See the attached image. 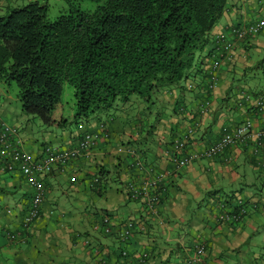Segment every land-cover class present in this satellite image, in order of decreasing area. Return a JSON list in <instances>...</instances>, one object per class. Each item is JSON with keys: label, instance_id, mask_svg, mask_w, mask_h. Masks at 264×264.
Wrapping results in <instances>:
<instances>
[{"label": "crops", "instance_id": "0c3cea01", "mask_svg": "<svg viewBox=\"0 0 264 264\" xmlns=\"http://www.w3.org/2000/svg\"><path fill=\"white\" fill-rule=\"evenodd\" d=\"M9 1L0 0V6ZM226 2L212 31L215 37L231 25L245 27L244 19H250V11L239 10L234 0ZM253 2L255 13L256 2L262 1L243 0L246 6ZM261 13L258 19L264 20V4ZM217 62L208 91L206 76L194 74L159 95L164 106L156 113L131 116L122 108L119 114H93L77 121L75 130L43 126L41 140L33 133L20 135V115L0 101V121L15 129L32 159L41 158L43 146H74L85 132L99 133L88 158L71 162L67 171L41 176L45 197L28 228L22 220L31 187L22 171L2 170L0 158V264H188L201 245L204 252L194 264H264V138L257 151V143L248 139L178 171L169 157L173 140L194 124L187 149L195 151L217 140L224 128L251 121L252 131L264 129V109H257L264 90L259 80L253 87L242 79L247 73L257 79L264 67V29L236 42L229 56ZM140 159L145 166L172 172L155 210L125 193L128 180L139 176L132 165ZM95 176L104 181L101 191ZM59 195L68 206L59 204ZM223 201L245 208L244 215L238 221L218 219ZM104 214L110 217V233L101 224ZM129 219L139 225L123 237Z\"/></svg>", "mask_w": 264, "mask_h": 264}, {"label": "trees", "instance_id": "16d2710c", "mask_svg": "<svg viewBox=\"0 0 264 264\" xmlns=\"http://www.w3.org/2000/svg\"><path fill=\"white\" fill-rule=\"evenodd\" d=\"M226 7V0H105L92 10L69 7L51 19L46 1L7 2L0 6V81L16 84L24 113L53 127H64L70 116L77 122L109 112L132 95L156 104L157 94L194 74L206 76L208 91L213 63L234 48L212 33ZM250 25L228 27L227 41L256 35L237 38ZM257 25L260 33L264 20ZM68 90L75 102L67 112ZM259 101L264 104V97ZM257 109L264 108L258 103ZM188 128L193 136L196 124ZM103 183L100 176L97 191Z\"/></svg>", "mask_w": 264, "mask_h": 264}, {"label": "built area", "instance_id": "2783aa9c", "mask_svg": "<svg viewBox=\"0 0 264 264\" xmlns=\"http://www.w3.org/2000/svg\"><path fill=\"white\" fill-rule=\"evenodd\" d=\"M258 29L259 25L254 26V24L250 25L248 28H242L237 31V38L241 40L245 38L247 33L255 34ZM217 39L224 42L227 49H231L234 46L232 42L227 41L226 33H220ZM213 66L217 67V63L214 62ZM258 103L264 108L263 103L260 101ZM251 124L252 122L248 121L233 129L224 128L220 137L214 142L212 141L210 145L206 146L201 151L187 149L193 132L192 129L188 128L181 137L175 138L171 144L169 157L174 170L178 171L196 159L217 155L226 148L237 143L246 142L248 139H252L257 143L255 147V151H257V148H259L263 142L264 129L252 131ZM101 128L104 131V126ZM98 136V132H85L74 146H43L41 158L32 159L24 148L21 139L17 136L15 129L0 121V158L4 161L2 170L11 171L18 169L22 171L32 191L29 209L22 220L23 227L28 228L32 221L40 214V207L45 197L46 188L41 176L55 171H67L71 162L73 163L79 158H88L91 155V149L95 145ZM132 168L139 172V176L133 177L125 184L126 195L133 200H142L144 207L149 211L155 210V208L159 206L160 192L163 191L167 175L172 174V172L159 171L151 166H145L141 159L136 160ZM174 172L175 171H173V173ZM71 178L73 181H76V176L73 175ZM99 181L100 176H95L94 183L98 184ZM239 207H230L224 204V202H219L218 219L238 221L246 211L245 208ZM101 224L105 233H110L112 231V224L108 215L104 214L102 216ZM138 225L139 224L135 220H126L121 235L123 237H129L136 228H138ZM13 236V234L10 235L11 238ZM197 249L199 254L191 258L188 264H194L201 260L200 254L204 252V246H198ZM126 254L127 252L124 251L123 255Z\"/></svg>", "mask_w": 264, "mask_h": 264}, {"label": "rangeland", "instance_id": "374dc122", "mask_svg": "<svg viewBox=\"0 0 264 264\" xmlns=\"http://www.w3.org/2000/svg\"><path fill=\"white\" fill-rule=\"evenodd\" d=\"M40 2H47L49 5V10H48V17L51 19L56 18L60 13L65 12L69 7H73V6H77L80 9L83 10H92L94 9L98 4L103 3L105 0H39ZM262 2L261 5H259L256 2L255 5V13H254V2L252 4V6H246L243 3V0H234L235 3H237L236 5L239 7V10H245V11H250V19L246 20L244 19V21L247 22H251L254 24V22L258 21L260 22L261 19H258V16L261 15L263 16V13H261L263 4H264V0H260ZM27 2V0H10V7H15V6H20L23 5ZM242 8H241V7ZM238 10V13H239ZM238 16H240L238 14ZM258 19V20H257ZM261 33V32H260ZM256 35L259 34L256 32ZM263 34V32H262ZM264 69V67L261 69H259L261 72L258 74L257 79H253L251 78L252 75H250L249 73H247L246 75H244V77L242 78L244 81L248 82L250 86H256L258 84V80L260 81V89L264 90V74L262 73V70ZM255 82H257L255 84ZM254 84V85H253ZM65 97H67V100L65 102V107H66V111L68 112L69 110L72 111V109H74V100H73V94H69V90L65 92ZM156 97L158 99H160V101L156 102V104H148L144 101V98H141L139 96H135L132 95L131 99L128 102H122L119 101L117 103V108L116 109H112V112H117V114L120 113V109L123 108V111L128 112L131 114V116H133L132 114L135 113H143L144 115H149L150 113H156L157 111L162 110V107L164 106L163 103L161 105V101H163L158 94L156 95ZM0 101H2V104L4 105V107H8L12 113L17 112L20 116H19V122L20 124H22L21 128H20V135H24V134H30L33 133L34 136L37 137V139L41 140L42 139V134H44V131L42 129L44 125L39 117L35 116V115H30V114H26L22 111V104L19 101V99L17 98V87L16 84L14 82H11L10 84H6L3 83V81H0ZM120 106V107H118ZM109 111V112H111ZM105 113V112H103ZM97 115V114H95ZM29 117L30 121H23L25 117ZM93 116V115H90ZM154 116V115H153ZM34 120L35 122H33L32 120ZM85 119V118H84ZM87 121V120H86ZM37 124V125H36ZM41 126V127H40ZM66 127H71L73 128V130L76 129V121L73 120V116L68 117L67 120V124L65 125ZM48 127V126H47ZM53 127V126H50ZM46 128V127H43ZM54 146V145H53ZM0 148H1V141H0ZM115 186H119V182H114L113 183ZM62 196L59 195V199L60 202L59 204L63 205V206H68L66 205V201L63 200V198H61Z\"/></svg>", "mask_w": 264, "mask_h": 264}]
</instances>
